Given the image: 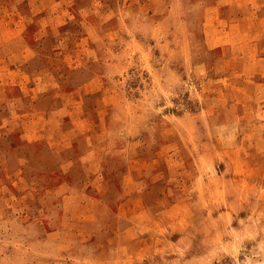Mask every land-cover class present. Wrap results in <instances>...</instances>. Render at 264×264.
<instances>
[{"label":"rangeland","instance_id":"1","mask_svg":"<svg viewBox=\"0 0 264 264\" xmlns=\"http://www.w3.org/2000/svg\"><path fill=\"white\" fill-rule=\"evenodd\" d=\"M18 1L0 264H264V0Z\"/></svg>","mask_w":264,"mask_h":264},{"label":"crops","instance_id":"2","mask_svg":"<svg viewBox=\"0 0 264 264\" xmlns=\"http://www.w3.org/2000/svg\"><path fill=\"white\" fill-rule=\"evenodd\" d=\"M24 1L25 0H19L15 6L16 9H20L23 5H24ZM36 3H39V5L42 6L43 9H46L48 6H51L52 8L55 7V5L58 3L57 0H38L36 1ZM32 5V4H31ZM55 10V9H53ZM43 10H40V12ZM40 20H47L50 22H53L55 20V17H52V13L50 11H48L47 13H43V15L40 17ZM6 19H0V25H3L4 23H6ZM2 35V34H0ZM1 40L4 39L3 36H0Z\"/></svg>","mask_w":264,"mask_h":264}]
</instances>
